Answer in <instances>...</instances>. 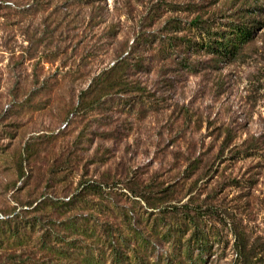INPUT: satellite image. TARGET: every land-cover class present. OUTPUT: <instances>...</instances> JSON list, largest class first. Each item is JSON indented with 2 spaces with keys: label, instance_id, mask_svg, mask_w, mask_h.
Here are the masks:
<instances>
[{
  "label": "rangeland",
  "instance_id": "374dc122",
  "mask_svg": "<svg viewBox=\"0 0 264 264\" xmlns=\"http://www.w3.org/2000/svg\"><path fill=\"white\" fill-rule=\"evenodd\" d=\"M0 264H264V0H0Z\"/></svg>",
  "mask_w": 264,
  "mask_h": 264
},
{
  "label": "trees",
  "instance_id": "16d2710c",
  "mask_svg": "<svg viewBox=\"0 0 264 264\" xmlns=\"http://www.w3.org/2000/svg\"><path fill=\"white\" fill-rule=\"evenodd\" d=\"M197 21L198 20H194V23H197ZM249 37H250V32L249 31H247L245 29L237 28L236 31H235V35H234L233 39H231V42L229 41L227 44L235 47L234 49L236 50L237 48H239V44L244 43ZM201 46L203 48H206L208 46V43L203 41V42H201ZM114 68H115V66H114ZM113 70L114 69L112 68V69L109 70V72L111 73ZM19 216H20V213H17L11 219H16ZM237 248H238V251H239L238 256L240 258H246V256H244L245 248L242 245L238 246Z\"/></svg>",
  "mask_w": 264,
  "mask_h": 264
}]
</instances>
